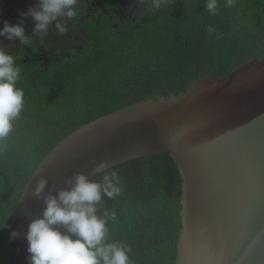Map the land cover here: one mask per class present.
<instances>
[{
	"label": "trees",
	"instance_id": "trees-1",
	"mask_svg": "<svg viewBox=\"0 0 264 264\" xmlns=\"http://www.w3.org/2000/svg\"><path fill=\"white\" fill-rule=\"evenodd\" d=\"M209 2L167 0L118 32L102 22L98 44L57 39L46 45V63L15 59L24 103L0 139V264L4 230L24 188L68 135L103 115L147 98L178 95L200 77H227L264 57V0H216L211 11ZM112 172L120 192L102 195L96 205L97 215L107 220L105 243L124 247L128 264H174L182 180L173 158L168 152L149 155L90 179L102 182Z\"/></svg>",
	"mask_w": 264,
	"mask_h": 264
},
{
	"label": "water",
	"instance_id": "water-1",
	"mask_svg": "<svg viewBox=\"0 0 264 264\" xmlns=\"http://www.w3.org/2000/svg\"><path fill=\"white\" fill-rule=\"evenodd\" d=\"M168 152L182 180L174 264H264V57L178 95L98 117L57 144L24 188L3 264H31L27 233L46 198L118 164ZM102 171V172H103ZM45 187L36 194L39 182Z\"/></svg>",
	"mask_w": 264,
	"mask_h": 264
},
{
	"label": "clouds",
	"instance_id": "clouds-1",
	"mask_svg": "<svg viewBox=\"0 0 264 264\" xmlns=\"http://www.w3.org/2000/svg\"><path fill=\"white\" fill-rule=\"evenodd\" d=\"M158 2V0H157ZM216 0H210L207 8H215ZM77 0H38L34 8L24 15L35 21L34 32L45 33L57 17L75 15L73 6ZM0 9V13H2ZM56 27L63 32V26ZM0 36L21 43H29L22 24L5 21L0 28ZM15 57L0 48V139L12 130V120L19 116L23 108V91L16 87L19 69L14 65ZM104 165L97 167L101 173ZM72 186L57 195L46 198V208L42 218L29 225L27 240L31 254V264H128L124 247L116 243H105L107 220L97 215L96 205L103 196L112 198L119 194V177L115 172L105 174L102 182H97L77 174L68 181ZM46 181L39 182L36 194L45 187ZM108 213H105L107 216ZM114 216V213L112 214Z\"/></svg>",
	"mask_w": 264,
	"mask_h": 264
},
{
	"label": "flooded vegetation",
	"instance_id": "flooded-vegetation-1",
	"mask_svg": "<svg viewBox=\"0 0 264 264\" xmlns=\"http://www.w3.org/2000/svg\"><path fill=\"white\" fill-rule=\"evenodd\" d=\"M166 2L167 0H77L73 6L75 15L71 18L65 15L57 17L56 21L50 23L45 34L34 32L35 21L30 15H24L29 8L37 6L38 0H0V9L3 10L0 13V28H3L5 21L10 24H22L25 37L29 41L21 43L19 38H14L12 40L16 46L9 51L6 44L9 39L0 36V48L23 63H46L49 59L47 44L57 39L66 43L85 41L84 43L98 44L104 38L100 29L102 22L104 27L108 26L118 32L123 25L141 20L145 14L154 13ZM57 22L63 26V32L56 27Z\"/></svg>",
	"mask_w": 264,
	"mask_h": 264
},
{
	"label": "rangeland",
	"instance_id": "rangeland-1",
	"mask_svg": "<svg viewBox=\"0 0 264 264\" xmlns=\"http://www.w3.org/2000/svg\"><path fill=\"white\" fill-rule=\"evenodd\" d=\"M6 44H7V46H8L7 49H8L9 51H12V50L15 48V46H16L14 40H9V42H6Z\"/></svg>",
	"mask_w": 264,
	"mask_h": 264
}]
</instances>
